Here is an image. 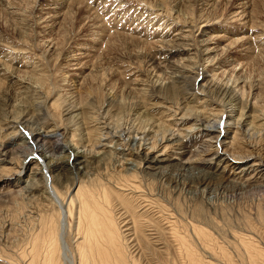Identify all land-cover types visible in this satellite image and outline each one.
Listing matches in <instances>:
<instances>
[{"label": "bare ground", "instance_id": "bare-ground-1", "mask_svg": "<svg viewBox=\"0 0 264 264\" xmlns=\"http://www.w3.org/2000/svg\"><path fill=\"white\" fill-rule=\"evenodd\" d=\"M107 1L52 0L47 4L51 12L43 13L37 23L40 27L35 32V43L33 41L32 46L38 45L37 48L41 49L39 57L42 61L58 59L60 56L59 67L63 72L61 82L63 84H58L57 87L47 83L49 72L44 70L43 65L34 64L30 67L27 61L18 64L16 59L20 53L13 51L14 48L3 43L0 37V110L10 106L8 103L13 102L15 94L20 98L21 94L17 93L19 89H23L24 92L26 89L28 92L34 91L38 95L44 92L46 96H55L53 102L55 104L52 107L58 110V115L47 114V117L36 114L35 111H28L17 122L8 119L3 122L6 130L11 132L0 136V183H2L0 186H4L0 187V193L16 196L24 193L33 197L41 187L45 201L50 203L41 206L43 213L37 209L32 212L35 213L32 219L34 230L31 234L28 258L24 264H63L62 258L66 255H74L77 260L74 256L73 259L77 264H141L139 261L141 256L163 255L164 247L177 250L188 264H203L190 247L189 223L175 200L169 198L167 191H164L163 184L171 178L172 172L176 171L192 174V178H195L192 182L199 189L206 188L210 181L225 176L230 179L231 185L239 187L242 191L251 188L264 189L263 158L256 154L252 156V152L249 155H246L247 153L238 155L228 150V148L235 150L236 145L243 141L242 137L245 134L239 127V120L243 116V110L253 106L248 102L249 95L244 98L243 90L240 97L237 96L239 90H235L237 88L235 84L242 78L244 68L255 64L264 69V20L260 17L263 15L264 5L261 7L260 4L255 5L254 0H238L231 2L229 7L225 6L229 8L226 15L212 16L210 12L216 9L218 0H199L192 4V7L186 5L187 9H183L184 4L180 5L179 2L178 8L171 9L162 5L148 15L149 19L147 17L138 19L139 16H134L131 10L112 13V5ZM8 4L6 6L8 13L21 17L20 8L15 4ZM120 5L121 2H118L114 7L118 6L121 9ZM82 9L93 19L94 29L67 52L63 51V43L67 41L65 35L68 34V31L65 33L66 28H63L67 24V29H73V16L77 10ZM195 11L201 15H196ZM221 22L229 26L236 23L242 28L235 30L238 33L227 27L223 31L212 32L211 27ZM68 23L72 26L69 27ZM197 32L198 40L194 35ZM204 37L207 38L203 39ZM99 44L102 46L96 49L97 53L100 49L113 50L115 45H135L138 51L134 54H140L135 55L138 66L144 62L143 54L151 53V57L146 61L144 74H140V70L134 72L133 69L122 72L110 67L103 69L96 64L90 68L83 67L87 65L82 66L81 61L87 58L89 52L95 53V46ZM220 44H223L220 51L225 53L226 50L227 55L215 62L213 57L216 56ZM233 49L237 50L233 52ZM190 51L194 53L183 59L182 56ZM211 54L214 56L211 57ZM245 58L248 62L245 60L244 63ZM214 64L218 66L215 68ZM226 66L231 67L229 70H226L227 68L219 70ZM237 66L240 68L235 72ZM210 68L211 76L208 74ZM86 70L88 72L85 73ZM208 76L210 80L206 81ZM70 81L73 84H69ZM195 87L202 91V97L197 98L195 103L200 104L198 102L200 100L210 103L205 93L211 94L215 98L212 103L215 107L218 105L220 107L218 114L225 113L224 104L230 105L232 111L234 107H238L240 112L236 120L238 122L234 121L236 122L234 125L232 121H222L223 117L219 115L211 121H208L209 117H205L206 124L202 123V120L197 124V128L186 127L184 130L186 133L182 134L178 128L168 124L169 132L164 130L167 134L150 132L145 133V137L140 139L144 132H135L132 135L113 129L102 133L108 129V125L99 128L102 123L99 122L97 115L94 117L90 112L95 102L84 101L90 96L100 97L98 100H101L102 89L108 91L104 92L109 93L110 97L111 94L117 96L120 102L125 101L126 96H132L131 98L136 101L130 105L129 110L136 115L135 121H138L139 130L142 131L154 116L150 115L154 106H151L148 98H160L156 94L160 93L164 96L161 99L165 104L168 99L178 100L180 95L182 99H185V96L189 99L190 96H195L192 92L195 91ZM56 88H59L58 92L55 91ZM250 88L252 89V86ZM62 91L66 92L61 93ZM173 104L178 108L177 102ZM211 104L210 106H214ZM113 107L118 113L127 108L123 102ZM252 108L251 112H256L257 109ZM193 110L195 111V108L190 107V114ZM258 112L261 117L264 116V108L261 111L257 110ZM118 113L116 115H119ZM186 113L183 114L184 117L190 115ZM107 115L109 117L108 113ZM52 118L54 120L56 118L57 123ZM197 119L194 122H197ZM76 123L82 126L93 125V128L91 127L93 130L86 128V145L83 144L81 147L83 151L76 148V144L72 142L73 138L66 139L68 126L70 124L75 126ZM142 123H145L144 127H141ZM223 126L235 128L224 130ZM61 129L63 133H60ZM254 129L257 131L253 135L261 143L264 137L262 138L260 134L262 135L264 130L260 131L256 126ZM24 133L27 137L23 135ZM119 148L121 151L126 148V153L119 151ZM34 154L40 158V162L33 161ZM102 167L104 172L99 173ZM228 170L232 173L227 174ZM71 174L75 175V178L74 176L71 178L69 176ZM26 175L27 186L23 187V178ZM48 182L50 186L47 188ZM7 187L9 188L6 189ZM201 191L204 192L203 189ZM72 225L75 232L73 237L76 240L70 251L63 241V235L67 229L72 228ZM191 228L199 242L202 243L209 237L204 229L194 225H191ZM241 241L249 254H261L260 257L264 260V253L252 247L250 238Z\"/></svg>", "mask_w": 264, "mask_h": 264}, {"label": "rangeland", "instance_id": "rangeland-1", "mask_svg": "<svg viewBox=\"0 0 264 264\" xmlns=\"http://www.w3.org/2000/svg\"><path fill=\"white\" fill-rule=\"evenodd\" d=\"M50 1L52 0H0V37L2 38L1 41L3 43H5L6 45L10 47H13L15 50L14 49L12 50L15 52H18V54L20 53L19 55L17 54L19 58L16 59L18 64H22L23 61L24 62L27 61L30 67L34 66V64L43 65L44 70L46 69V71L49 72L48 73L49 78L47 79L48 81L47 83H50L53 87H57L58 84L60 85L63 84L61 83L63 72L59 67V64L61 63L60 56L58 59L54 58V59H50V60L48 59V60L42 61L41 57H39L41 54V49L37 48L38 45L32 46V42L34 41L35 43V32L38 31L40 27L39 24L37 25V23L39 22V20H41L43 13L51 12L50 9L47 7V4H49ZM100 1H103V0H100ZM104 1H107V0H104ZM197 1L199 2V0H108L107 3H110L109 5H112L111 6L112 13H114L115 11L130 12L131 10V12L134 13L133 14L134 16H139L138 19H143L146 17L149 19L150 18L149 16L152 13V11L154 9L156 10V8H161L162 5L163 7H168L171 9L173 7L178 8L179 2H180V5L184 4L183 9H187V7L185 8L186 5L187 6L189 5L192 7V4L193 5L196 4ZM218 1H219L217 4L218 6L215 5L216 9L213 10L214 12L213 11L210 12L212 16L214 15L216 16L220 14L223 15L227 13L229 8H226V7H229L231 5L230 4L231 2L234 3L235 1H238V0H222V1L218 0ZM118 2H121V5H120L121 9H119L118 6H116L117 8L114 7L115 3H118ZM8 3L15 4L17 8L18 7L20 8L19 12L21 11L20 13H22L21 17L19 15H13V14L11 15L10 13H8V8L6 7L9 5ZM226 3L229 5L227 6ZM263 3L264 1L262 0L261 1L254 0V4L255 5L260 4L259 5L260 7L264 5ZM217 9L219 11H217ZM215 10L217 11V13H215L216 12ZM262 12H263V15L260 17H262V19L264 20V10H262ZM75 13L76 14H74L73 16V20H74L73 26L71 25L73 29L68 28L69 29L68 30L67 24L65 27L63 26L64 27L63 29L66 28L65 33H67L68 31V34H66L65 37H66V40L69 42L66 41V43L64 42L65 44L63 43V47H64L63 51H66V52L72 46H74L76 42L78 41L80 42L81 38H84L94 29L93 19L87 16L88 14L87 11L82 9V10H77ZM195 14L198 15L200 13L197 11ZM68 26H69V23H68ZM226 27L227 29L231 28V30L233 31H235L236 29L240 30L242 28L236 23L230 24L229 26V24L221 22V23H217L214 26H212L211 29H212V32H219V31H223L224 29H226ZM30 33L31 35H29ZM239 34L243 35L241 32H239ZM22 35H24L25 37H22ZM194 35L196 36L198 40L199 39L198 32L197 34L195 33ZM26 37L29 40L31 39L30 44L28 42L29 40H27ZM207 37H204L203 39H206ZM23 38L26 40H24ZM223 44H220L218 50H216V53H215L216 56H214V54H211V57L214 56L213 58H215V62L216 61L218 62L219 59L225 58L224 56L227 55L225 54L226 50H225V53L223 50H222L223 53L220 51L221 48H223ZM88 45L90 46L91 44H88ZM101 46L102 45L100 44L96 45L95 53L89 52L87 58H84L81 61L82 66L87 65L83 67L90 68L91 66H94L96 64L97 67L102 66L103 69L110 67L111 69L116 68L117 70L121 72L133 69L134 72H137L138 70H140L141 71L140 74H144L146 70V65H147L146 61L147 59H149V57H151L150 56L151 53L146 54V55L143 54L142 59L144 62L141 61L143 62V64H141L142 66L140 65L142 67L141 68L140 66L137 65L138 59L135 58V55L137 56L140 55V54H134L135 52L138 51L135 45H131V46L115 45V48H113V50L107 49V48L106 50L100 49V51H98L97 53L96 49L101 48ZM236 50L237 49H233L232 51L234 52ZM190 53L193 54L194 51H190L189 53H186L184 56H182V58L187 59V57H190L189 55H192ZM221 53H222V56H221ZM91 54L93 55L94 58L92 57ZM218 54H220V56ZM233 55L235 54L233 53ZM145 56L147 58H144ZM235 58H238V57H235ZM243 60L245 63V60L247 59L245 58ZM246 62H248V60ZM261 63H263V60H261ZM136 65L139 67V69L138 67L136 68ZM207 65L208 64L206 62L205 66ZM217 66H218L217 64H214L215 68ZM234 66H235V63H234ZM13 67L15 68V66ZM230 67L231 66H228V68ZM225 68H227V66L221 67L219 70H223ZM228 68L226 70H229ZM239 68L240 67L237 66V68L235 69V72H238ZM244 69H245L244 70L245 72L243 71L241 75L242 78L239 80V82L235 84L237 85V88L235 90L236 91L239 90V92L237 93V96L239 95L240 97V92L241 90H243L245 94L244 98L247 97V95H249L248 102L250 103V105L251 104L253 105L252 107H254V110L257 109L258 111L259 110L261 111L264 108V74H262V71L264 72V69L263 67H260V65L257 66L255 64L248 66ZM211 70L212 68H210L208 72L210 76L212 74L210 73ZM86 72L88 71L86 70L85 73ZM135 74L138 75V73H135ZM207 79L210 80V77L209 76L206 77L205 80L207 81ZM242 80H244V82H242ZM72 81L74 82L75 80H72ZM73 82L70 81L69 84H73ZM6 84H8V81H6ZM229 84H231V82ZM249 86L250 87L252 86V89ZM57 90H59V88L55 89L56 92H58ZM194 90L195 91H192V92L195 94V96H190L189 99L185 96V99H182L180 95L177 98L178 100L168 99L167 100L168 102L166 104H165V101L161 99V98H164V96H162V94L160 93H156L158 94L160 98H154V99L148 98L147 100L150 101L151 106H154L152 107L153 113L150 111L151 112L150 115H154V116H153L152 121L150 120L151 125L148 122V126L144 128L145 130L143 129L142 131L139 130L140 124L138 123V121H135L136 115H134L133 111L131 112L129 110L130 105L134 104V102L136 101V99L131 98L132 96L131 97L126 96L125 101L120 102V99H118L117 96L115 97L114 94L113 95L111 94V97H110L109 93L106 94L108 91H105L104 89H102L101 96L103 98L101 100H98L100 99V97L96 98L94 96L93 97L94 99H93L92 96H90L88 98H85L84 101L89 100L88 103L95 102L93 104L94 108H92L93 110H91L90 112L94 114V117L98 116V119L100 120L99 122L102 123L99 125V128L106 127L108 125L107 126L108 129L104 130L102 133H104L105 131H111V130L113 131V129H117L119 131H125L126 133H132V135H134L135 132L137 133L144 132L143 136H141L140 139H143V137H145V135L150 132H158L159 134H161L167 131L168 133L169 132V128H167L168 124L172 125V127L174 128H178V130L181 131L182 134L186 133L184 131L186 127L197 128L198 127L197 124L202 120H203L202 123L206 124V122H204L206 121L204 119L205 117H209L208 119L210 120L208 121H211L213 120L212 118H215L216 116L219 115L223 117L222 121H226V122L232 121L233 124L238 122L236 121L238 119L237 117L239 116L238 114L240 113L239 109H237L238 107L236 108L234 107V111H232V107L230 105L228 106L227 104H224L226 114L225 113L218 114L220 112L219 111L220 107L219 105L215 107V104L212 103L214 102V99H215L214 96H212L211 94L208 95L207 93H205V95H207V98H209L207 100H210L211 102L204 103L203 100H200L198 101L200 102V104H197L195 103L197 101L196 99L202 97V93H201L202 91L198 90L197 87H195ZM14 92L16 93V91ZM65 92L66 91H62L61 93H65ZM17 93L21 94L20 98L17 97V94H15V96L13 97V102L11 103L9 101L8 103V105L10 104V106H6L7 109L4 108L3 110H0V136L4 135L5 133L11 132V130H8V131L6 130V127L4 126L5 124H3L4 121H7L8 119L9 121L17 122L19 121L20 118H22L25 114H27L28 111H31V112L35 111L36 114L37 113L42 114V115H45L46 117H47V114L48 115L49 114L58 115V110H55L52 107V105L55 104L53 103L56 99L55 96H46L44 92L43 94L40 92V95H38L37 92H34V91L28 92L27 89L25 90V92L23 91V89H19L17 90ZM27 93H28V96H27ZM188 93H190V91ZM0 95H1V92H0ZM22 95H24V97ZM36 95L39 97H37ZM179 98H181V100H179ZM91 99L93 100L91 101ZM169 101L170 102L172 101V102L170 103ZM122 102L125 103V106L127 108H125L126 110H122L120 113H118V111L115 110L116 108L113 107V105L115 106V104L117 105L118 103L122 104ZM176 102L179 104L178 108H177V105L174 106L173 104ZM107 103H109V105H107ZM155 103L157 105H155ZM211 103L214 106H210ZM192 106L195 108V111L193 110L192 114H190L189 111H190V107ZM187 107H189L188 110H187ZM252 107L250 106V109L246 108L245 110H243V113H242L243 116L239 120L240 122L239 127L242 129L243 134H245V136L242 137L243 141H241V144L236 145V147L234 148L235 150H233V148L232 149L228 147L226 148H228V150L232 151L233 153L236 152L235 154H238V155H242L244 153L245 154L247 153L246 155H249L252 152L251 153L253 154L252 156H254V154H256V156L259 155L258 157L263 158V161H264V140H262L260 143V141L259 142L257 141V137L253 135L255 131H257L256 129H254L255 126L257 129H260V131L264 130V116L261 117V114H259V112L257 113V110L256 112H251V110H253ZM210 108L212 111L210 110ZM107 113L109 114L110 118L108 117ZM117 113L119 115H116ZM184 113L190 114V115H185L184 117L183 116ZM254 113H256V115H254ZM257 114H258V117L256 118ZM155 116L157 117L154 118ZM56 118L55 120L52 118L55 123H57L56 121H58L56 120ZM156 119H158V121H155ZM196 119H197V122H194V120ZM79 122L80 121L78 120L77 123ZM161 122H164V123H161ZM143 125H145V123H142L141 127ZM68 127H69V130L67 132L66 139L70 140L71 138H73L72 142L76 144V148L78 149L83 147V144L86 145L85 143L86 142L85 139L87 137L85 135V132H87L86 128L89 127L90 130H93L92 129L93 125L82 126L81 124L80 125L77 124L75 126H72V124H70ZM217 127L220 128L219 125ZM246 127L247 129H245ZM223 128L224 130H227V128L229 127L223 126ZM230 128L233 130V128L235 127L231 126ZM230 128L229 130H231ZM62 131L63 129L60 130V133H63ZM246 132H247V135H246ZM167 133L165 132V134ZM187 133L189 134V132ZM23 135L27 137V134L24 133ZM92 136H93V133H92ZM260 136L263 138L264 133H262V135L260 134ZM139 137L140 136L138 134L137 138ZM92 139L94 140L93 137ZM229 140L230 139H228V141ZM242 143H244V145ZM125 149L124 151H121V148H119L118 150L125 154L126 153ZM81 150L83 151V148H81ZM33 158H34L33 161L40 162V158L36 154H34ZM78 167L80 166H77V168ZM103 172H104V168L102 167L99 173H103ZM230 173H232L231 170H228L227 174H230ZM69 176L71 178H73L74 176L75 178V175L71 174ZM192 176L193 175L190 174L189 172L184 173V172H176V171L174 172L173 171L171 178L166 180L163 185L165 188L164 191H167V195L169 194L168 195L169 198H172L173 200H175L176 204H178V206L182 210L185 216V219L189 223L188 232L190 236V247L196 253L194 255L197 257V259L201 261V263L203 264H264V260L260 257L261 254H254L255 257H253L254 256L253 254H249V252L245 250L244 243H242L241 241V239L249 240L250 238V241H252V247H254L258 252H260L261 250L262 253H264V189L263 188L261 189L251 188L248 191H242L239 189V187H236L233 184L231 185L230 179L227 176H225V177H220L219 179H214L210 181L206 188L201 187L200 189L201 190L203 189L204 190L203 192L199 189V187L196 184L192 182L193 181L192 179H195V178H192ZM23 181L24 183L22 184V186L23 187L27 186V183H26L27 175L23 178ZM47 186H50L49 182L46 184V187ZM8 188L9 187H7L6 189ZM39 190L40 191L36 192L33 197H30L31 195H28V194L26 195L24 193H23L24 195L19 193L17 196L16 194L15 195L8 194V193L5 194V192L0 193L3 195V196L0 195V264H6V263L7 264H24V261L26 262L28 258L27 254L30 249V240H32L31 234L34 230L32 228V219L33 217H35L34 216L35 213L33 214L32 212H35L37 209L38 211H40V213L41 212L43 213L41 206L50 205L49 202L45 201V198L43 195V189L40 187ZM52 212L53 214L56 215V212L54 210H52ZM40 215H43V214H40ZM71 224H73V222ZM191 225L198 226L204 229V231L207 232L209 237L205 238V240L202 243L199 242L195 238L192 232ZM74 233L75 232H74V228L72 225V228H70V230L67 229L63 235V241L64 243H66V245H68V248H70V251L71 249H73L74 242L76 240V238L73 237ZM163 251L167 255V257L165 254H163L164 256L162 254H159V255L155 254L154 256H151V257H147L148 255H146V256H141L139 261L141 264H170V263L171 264H182V263L188 264V261L185 260L184 256L182 254H179L177 250L174 251V248L164 247ZM73 256L74 255H66L64 258H62L63 260L62 263L63 264H77V261H76L77 259L75 256L74 258L76 260L73 259Z\"/></svg>", "mask_w": 264, "mask_h": 264}]
</instances>
